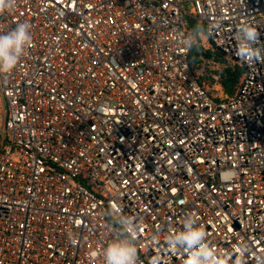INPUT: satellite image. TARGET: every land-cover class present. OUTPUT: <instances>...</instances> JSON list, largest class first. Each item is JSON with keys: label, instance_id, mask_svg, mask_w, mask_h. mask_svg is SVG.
<instances>
[{"label": "built area", "instance_id": "2783aa9c", "mask_svg": "<svg viewBox=\"0 0 264 264\" xmlns=\"http://www.w3.org/2000/svg\"><path fill=\"white\" fill-rule=\"evenodd\" d=\"M20 22L32 40L0 77V264H104L125 226L139 264H188L197 249L168 241L192 218L219 264H264V0H17L0 34Z\"/></svg>", "mask_w": 264, "mask_h": 264}, {"label": "clouds", "instance_id": "9594fccd", "mask_svg": "<svg viewBox=\"0 0 264 264\" xmlns=\"http://www.w3.org/2000/svg\"><path fill=\"white\" fill-rule=\"evenodd\" d=\"M16 2L17 0H0V15L13 11ZM246 35L249 39L254 38V30L250 29ZM31 40V25L28 22L17 23L14 29L0 34V77L16 68ZM194 223V218L187 220L180 233L169 237V245L177 243L190 249L196 248L197 251L188 264H219L218 260H214L201 248L206 234L201 228H193ZM125 227L124 232L112 237L103 248L104 264H139L136 246L138 229L134 226Z\"/></svg>", "mask_w": 264, "mask_h": 264}, {"label": "trees", "instance_id": "16d2710c", "mask_svg": "<svg viewBox=\"0 0 264 264\" xmlns=\"http://www.w3.org/2000/svg\"><path fill=\"white\" fill-rule=\"evenodd\" d=\"M198 45L195 44L193 47V65L195 66L197 62V55L199 54ZM209 53L213 52V49L207 51ZM244 73V68L242 66L237 65L236 69L227 68L220 76L218 83L221 84V88L223 90V97L228 98L232 96L238 89L241 79Z\"/></svg>", "mask_w": 264, "mask_h": 264}, {"label": "rangeland", "instance_id": "374dc122", "mask_svg": "<svg viewBox=\"0 0 264 264\" xmlns=\"http://www.w3.org/2000/svg\"><path fill=\"white\" fill-rule=\"evenodd\" d=\"M198 35L200 36L201 44H203L207 50L213 49V44L209 39V36L205 33L202 28L199 29Z\"/></svg>", "mask_w": 264, "mask_h": 264}, {"label": "water", "instance_id": "95a60500", "mask_svg": "<svg viewBox=\"0 0 264 264\" xmlns=\"http://www.w3.org/2000/svg\"><path fill=\"white\" fill-rule=\"evenodd\" d=\"M189 22H190V27L192 28L193 32L194 33H198L199 25H198L197 21L194 18H189ZM197 41H198V43L200 41V38H199L198 34H197ZM199 48L201 50H204V46L202 44H199Z\"/></svg>", "mask_w": 264, "mask_h": 264}]
</instances>
